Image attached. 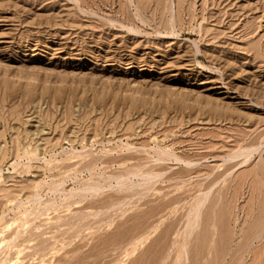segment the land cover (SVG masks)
Instances as JSON below:
<instances>
[{
    "label": "rangeland",
    "instance_id": "1",
    "mask_svg": "<svg viewBox=\"0 0 264 264\" xmlns=\"http://www.w3.org/2000/svg\"><path fill=\"white\" fill-rule=\"evenodd\" d=\"M0 264H264V0H0Z\"/></svg>",
    "mask_w": 264,
    "mask_h": 264
}]
</instances>
